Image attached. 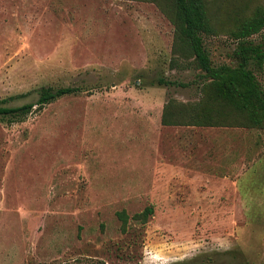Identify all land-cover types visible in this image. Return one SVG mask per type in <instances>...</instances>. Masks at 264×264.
<instances>
[{
	"label": "rangeland",
	"instance_id": "obj_1",
	"mask_svg": "<svg viewBox=\"0 0 264 264\" xmlns=\"http://www.w3.org/2000/svg\"><path fill=\"white\" fill-rule=\"evenodd\" d=\"M103 1L80 19L84 47L68 43V10L48 44L0 39V105L83 86L0 120V264L264 262V130L163 125L167 101L202 97L203 72L174 61V26L155 3ZM206 43L215 65H236L231 36Z\"/></svg>",
	"mask_w": 264,
	"mask_h": 264
},
{
	"label": "trees",
	"instance_id": "obj_2",
	"mask_svg": "<svg viewBox=\"0 0 264 264\" xmlns=\"http://www.w3.org/2000/svg\"><path fill=\"white\" fill-rule=\"evenodd\" d=\"M153 2L174 26L172 53L174 61L189 60L203 72L202 97L196 102L170 99L164 105L162 124L167 126L243 127L264 130V84L257 71H264V3L252 10L250 1L235 0H141ZM254 1V0H253ZM229 3V4H228ZM220 33L231 36L236 45V65H215L206 38ZM160 84L177 82L159 79ZM83 86L44 85L35 102L18 106L0 105V120L23 121L34 107L46 105ZM6 102V101H4ZM154 213L148 206L133 215L146 221ZM125 231L130 215L117 212ZM228 264H243L233 262ZM259 264H264L261 262Z\"/></svg>",
	"mask_w": 264,
	"mask_h": 264
},
{
	"label": "crops",
	"instance_id": "obj_3",
	"mask_svg": "<svg viewBox=\"0 0 264 264\" xmlns=\"http://www.w3.org/2000/svg\"><path fill=\"white\" fill-rule=\"evenodd\" d=\"M97 1L104 2L103 0H0V39L7 40L4 49L10 46L8 45L10 41H13V45L17 44L28 49L38 47L35 42L38 39L48 44L54 33H58L59 36L56 29L59 10L61 13L68 10V43H72L73 48L84 47L82 42L87 39L88 28L84 27L86 21L80 19L82 17L84 19L87 13H96L98 9L92 3ZM78 41L81 43H77ZM187 127L199 130L203 126ZM223 169L226 170V167ZM236 169L233 165L228 166V170L232 172L238 170ZM224 174L225 177L230 176L227 171Z\"/></svg>",
	"mask_w": 264,
	"mask_h": 264
}]
</instances>
